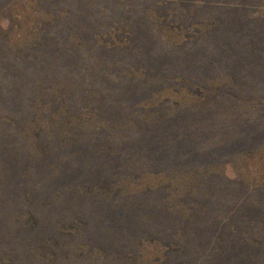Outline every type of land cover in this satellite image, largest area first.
Returning <instances> with one entry per match:
<instances>
[{
	"label": "rangeland",
	"instance_id": "1",
	"mask_svg": "<svg viewBox=\"0 0 264 264\" xmlns=\"http://www.w3.org/2000/svg\"><path fill=\"white\" fill-rule=\"evenodd\" d=\"M0 264H264V0H0Z\"/></svg>",
	"mask_w": 264,
	"mask_h": 264
}]
</instances>
